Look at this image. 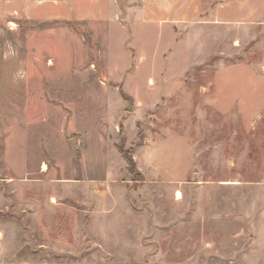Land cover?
Wrapping results in <instances>:
<instances>
[{"label":"rangeland","instance_id":"obj_1","mask_svg":"<svg viewBox=\"0 0 264 264\" xmlns=\"http://www.w3.org/2000/svg\"><path fill=\"white\" fill-rule=\"evenodd\" d=\"M65 246L264 264V0H0V264Z\"/></svg>","mask_w":264,"mask_h":264},{"label":"crops","instance_id":"obj_2","mask_svg":"<svg viewBox=\"0 0 264 264\" xmlns=\"http://www.w3.org/2000/svg\"><path fill=\"white\" fill-rule=\"evenodd\" d=\"M49 247H52L51 245ZM58 251H60V248H56ZM17 251H19V248L16 249ZM64 254L61 255L58 254L57 256H55L54 258H52L50 261H48L47 264H73L72 261H70V263H67V255H66V251H70L69 249L66 248V246L63 248ZM14 255L9 254L8 252L4 253V258L6 259V261H11L12 257ZM16 262L19 263H24L25 261H23V257H21L20 255L16 254ZM62 256V257H61ZM21 259V261H19ZM70 259V258H69Z\"/></svg>","mask_w":264,"mask_h":264},{"label":"bare ground","instance_id":"obj_3","mask_svg":"<svg viewBox=\"0 0 264 264\" xmlns=\"http://www.w3.org/2000/svg\"><path fill=\"white\" fill-rule=\"evenodd\" d=\"M43 168H44V170L47 169V164H44V165H43ZM177 198H178V199H181V198H182V196H181V192H180V191L177 192Z\"/></svg>","mask_w":264,"mask_h":264},{"label":"trees","instance_id":"obj_4","mask_svg":"<svg viewBox=\"0 0 264 264\" xmlns=\"http://www.w3.org/2000/svg\"><path fill=\"white\" fill-rule=\"evenodd\" d=\"M130 161V164L133 166L134 162H133V159H129Z\"/></svg>","mask_w":264,"mask_h":264}]
</instances>
